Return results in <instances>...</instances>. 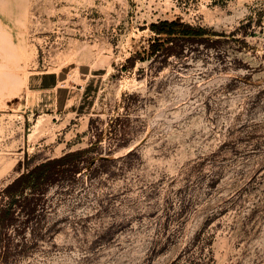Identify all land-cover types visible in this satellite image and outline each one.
Masks as SVG:
<instances>
[{
	"label": "rangeland",
	"instance_id": "obj_1",
	"mask_svg": "<svg viewBox=\"0 0 264 264\" xmlns=\"http://www.w3.org/2000/svg\"><path fill=\"white\" fill-rule=\"evenodd\" d=\"M79 68L83 110H26ZM80 151L0 264H264V0H0V194Z\"/></svg>",
	"mask_w": 264,
	"mask_h": 264
},
{
	"label": "trees",
	"instance_id": "obj_2",
	"mask_svg": "<svg viewBox=\"0 0 264 264\" xmlns=\"http://www.w3.org/2000/svg\"><path fill=\"white\" fill-rule=\"evenodd\" d=\"M180 22H161L159 25H152L151 28L158 35L164 34L169 27L173 30H168L169 35L174 33L177 25ZM171 41V40H168ZM158 40L155 44L151 46L152 55L156 56L160 53L161 48L164 43H159ZM86 151H80L77 153H69L65 156L47 161L35 169L24 173L15 179L11 184H9L0 194V228L2 230V236H7L9 230L14 228V224L17 222V211L20 210V214L27 217V219L22 223L26 225L30 222L36 215L39 208H41V195L45 191V186L57 183L68 173L77 174L80 173L81 167L79 164L70 163L72 170H63L66 163H68L72 158L80 156ZM29 190L31 193H29ZM17 231V230H16Z\"/></svg>",
	"mask_w": 264,
	"mask_h": 264
},
{
	"label": "crops",
	"instance_id": "obj_3",
	"mask_svg": "<svg viewBox=\"0 0 264 264\" xmlns=\"http://www.w3.org/2000/svg\"><path fill=\"white\" fill-rule=\"evenodd\" d=\"M80 81L83 86H67L69 73L66 70L34 75L28 80V91L25 99L26 110L39 117L67 116L83 110L87 94L94 86L91 70H81ZM85 76V79L82 77Z\"/></svg>",
	"mask_w": 264,
	"mask_h": 264
},
{
	"label": "bare ground",
	"instance_id": "obj_4",
	"mask_svg": "<svg viewBox=\"0 0 264 264\" xmlns=\"http://www.w3.org/2000/svg\"><path fill=\"white\" fill-rule=\"evenodd\" d=\"M12 167H13V165H12V166H10V168H9L8 170H10ZM6 169H7V168H6Z\"/></svg>",
	"mask_w": 264,
	"mask_h": 264
}]
</instances>
